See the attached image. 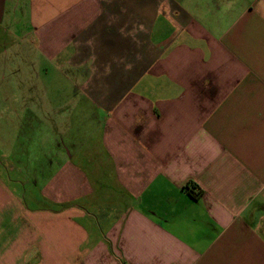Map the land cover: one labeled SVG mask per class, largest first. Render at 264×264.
<instances>
[{"label":"crops","instance_id":"crops-1","mask_svg":"<svg viewBox=\"0 0 264 264\" xmlns=\"http://www.w3.org/2000/svg\"><path fill=\"white\" fill-rule=\"evenodd\" d=\"M0 264H264V0H0Z\"/></svg>","mask_w":264,"mask_h":264}]
</instances>
